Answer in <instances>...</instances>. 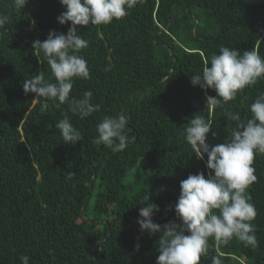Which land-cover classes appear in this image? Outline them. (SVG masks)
<instances>
[{"label":"trees","instance_id":"obj_1","mask_svg":"<svg viewBox=\"0 0 264 264\" xmlns=\"http://www.w3.org/2000/svg\"><path fill=\"white\" fill-rule=\"evenodd\" d=\"M64 11L60 0H29L22 10L0 0V14L10 17L0 40V264H21L22 255L29 264H156L161 235L142 232L137 223L144 197L158 206L154 223L179 224L181 181L209 172L207 156L196 159L184 127L202 115L212 126L207 142L222 143L228 113L246 120L249 105L264 93L262 79L212 109L206 96L215 91L193 86L192 76L220 47L264 57V0H137L109 25L78 26L88 42L81 55L90 79L77 80L72 94L91 91L100 105L84 119L51 101L41 111L42 102L23 91L39 72L52 81L32 44L51 30L67 34L70 22L57 20ZM62 113L83 136L74 146L55 128ZM118 114L128 122V147L94 144L97 125ZM253 166L257 180L247 195L257 211L258 246L210 240L201 264L213 257L221 264H264V155Z\"/></svg>","mask_w":264,"mask_h":264},{"label":"clouds","instance_id":"obj_2","mask_svg":"<svg viewBox=\"0 0 264 264\" xmlns=\"http://www.w3.org/2000/svg\"><path fill=\"white\" fill-rule=\"evenodd\" d=\"M29 0H13V6L22 10ZM65 11L57 18L60 25L70 22L67 34L51 30L44 41L36 40L32 47L42 54V60L50 68V82L40 72L23 83L26 95L34 94V100L42 102L41 111L51 101L55 107L67 105L69 112L80 119L88 118L100 111V105L92 102V92L85 91L77 98L72 94L77 80L90 79L86 59L81 55L88 42L80 34L78 26L109 25L120 20L134 8L137 0H60ZM10 17L0 14V40L7 34L5 26ZM40 63L42 61L39 60ZM170 77L165 79L169 80ZM264 79V57L257 51H239L220 47L213 53L200 74L192 76L193 86L198 85L207 93L211 89L216 97L206 96L208 108L234 101L246 88L255 86ZM250 117L242 119L238 112H229L227 119L230 132L224 142L210 145L208 134L211 123L202 115H195L183 129L186 143L197 160L207 156L209 170L189 175L180 183V196L175 205V214L180 223L170 221L164 225L153 222L158 206L147 201L139 210L137 223L142 232L160 234L159 256L156 264H201L207 255L210 240L228 244L233 239L244 246H258L253 224L257 216L255 205L247 192L256 182L254 160L264 155V93L249 105ZM56 124L64 144L76 145L82 141L81 132L73 125L70 117ZM123 114L105 116L97 125V136L93 143L123 151L128 147L130 129ZM213 137L217 134L212 133ZM71 179V175L69 176ZM139 244L136 250H139ZM21 264H29L30 258L22 255ZM212 264H221L217 257Z\"/></svg>","mask_w":264,"mask_h":264}]
</instances>
